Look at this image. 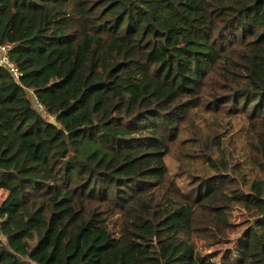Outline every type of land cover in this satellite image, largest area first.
Masks as SVG:
<instances>
[{
  "label": "trees",
  "instance_id": "1",
  "mask_svg": "<svg viewBox=\"0 0 264 264\" xmlns=\"http://www.w3.org/2000/svg\"><path fill=\"white\" fill-rule=\"evenodd\" d=\"M4 45L0 264H264V0H0Z\"/></svg>",
  "mask_w": 264,
  "mask_h": 264
},
{
  "label": "rangeland",
  "instance_id": "2",
  "mask_svg": "<svg viewBox=\"0 0 264 264\" xmlns=\"http://www.w3.org/2000/svg\"><path fill=\"white\" fill-rule=\"evenodd\" d=\"M32 100L35 103L34 96H32ZM242 214V211L237 210L230 215L231 222L238 224V228L234 232H226L218 226L213 216L205 212L200 213L196 219V240L198 248L204 254H212V252H216V254L221 252L220 254L225 253V255L231 252L233 254L231 247L239 242L242 231L240 222L243 221L244 223V220H242L243 217H241Z\"/></svg>",
  "mask_w": 264,
  "mask_h": 264
},
{
  "label": "built area",
  "instance_id": "3",
  "mask_svg": "<svg viewBox=\"0 0 264 264\" xmlns=\"http://www.w3.org/2000/svg\"><path fill=\"white\" fill-rule=\"evenodd\" d=\"M10 48L7 45L0 46V68L7 70L15 80H19L22 74L16 64L10 59ZM36 107L40 113H45L44 107L41 104L36 103Z\"/></svg>",
  "mask_w": 264,
  "mask_h": 264
},
{
  "label": "water",
  "instance_id": "4",
  "mask_svg": "<svg viewBox=\"0 0 264 264\" xmlns=\"http://www.w3.org/2000/svg\"><path fill=\"white\" fill-rule=\"evenodd\" d=\"M48 123L51 124V125H53L54 127H56V128L59 129V130H62V129H63L62 126H61V124H59V123L57 122V118H56V117L51 118V119L48 121ZM0 239L3 240V241H5V238H4L3 233H2V227H1V224H0Z\"/></svg>",
  "mask_w": 264,
  "mask_h": 264
}]
</instances>
